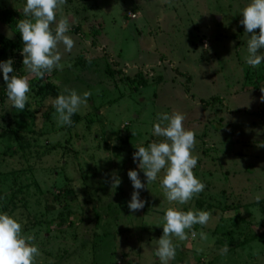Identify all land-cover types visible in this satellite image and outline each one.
<instances>
[{"label":"rangeland","instance_id":"1","mask_svg":"<svg viewBox=\"0 0 264 264\" xmlns=\"http://www.w3.org/2000/svg\"><path fill=\"white\" fill-rule=\"evenodd\" d=\"M249 3L67 0L62 15L75 47L64 52L63 70L29 76L23 111L7 97L0 104V212L35 235L42 254L36 264H160L155 250L169 207L212 213L207 226H195L196 239H174L169 264H264V148L257 147L264 143V93L245 84L248 72L264 76V62L252 68L244 59L248 34L240 20ZM25 4L0 0V13L25 18ZM0 34L23 46L1 19ZM9 58L21 65L17 75H29L21 54L0 61ZM80 58L93 65L82 66ZM5 86L0 70V90ZM65 88L91 92L70 127L58 126L53 116L52 101ZM213 98L210 106L202 102ZM164 112L183 114L184 127L196 134L193 171L206 187L185 205L166 199L159 178L147 187L133 160L136 147L163 139L152 129ZM129 170L146 186L140 198L147 203L136 212L128 207ZM113 173L124 197L112 188Z\"/></svg>","mask_w":264,"mask_h":264},{"label":"clouds","instance_id":"2","mask_svg":"<svg viewBox=\"0 0 264 264\" xmlns=\"http://www.w3.org/2000/svg\"><path fill=\"white\" fill-rule=\"evenodd\" d=\"M66 3L67 0H26L22 10L25 18L17 21L16 31L21 34L23 41V69L29 75L15 74L14 61L11 58L0 61L8 101L18 111H23L29 102V76L43 79L54 69L63 70L64 64L61 61L64 52H71L75 47V40L67 34L70 31L69 19L62 15V8ZM241 15L243 19L240 24L244 27V33L248 34V54L244 59L249 66L256 68L264 62V54L259 52L264 47V0H250L242 9ZM204 47L207 48V44ZM10 73L13 74L10 76ZM260 90L264 93V88ZM90 96L89 91L81 95L75 89H63L52 101L55 109L53 116L57 125L72 126V116L82 105H87ZM260 100L264 102V95ZM184 120L185 116L180 112H174L172 115L166 112L157 113V122L152 132L154 136L163 139L154 141L147 147L135 146L138 151L133 153L134 162H138V168L144 172L147 187L159 178L166 199L170 203L176 202L177 205L187 204L194 197H198L206 187L194 175L193 169L199 160V156L193 155L197 143L196 134L184 127ZM133 134L135 135L134 132ZM257 147L264 148V143H258ZM128 177L134 189L128 207L131 212H136L143 209L147 203L140 198V191L146 186L137 170H129ZM120 183L119 176L113 173L112 188L119 187ZM255 199L259 203L261 198L257 195ZM211 216V212L204 210L182 211L179 207L167 208L163 216V235L157 240L158 247L155 250L160 264H169V261L175 258L178 244L174 243V239L187 241L189 234L191 239H196L198 233L195 226H207ZM22 228V223L17 217L0 212V264H36L37 258L42 255L34 242L35 235L25 234ZM199 237L205 241L208 234L201 230ZM196 250L203 251L201 248ZM227 250L228 246L225 245L223 252L226 253Z\"/></svg>","mask_w":264,"mask_h":264},{"label":"trees","instance_id":"3","mask_svg":"<svg viewBox=\"0 0 264 264\" xmlns=\"http://www.w3.org/2000/svg\"><path fill=\"white\" fill-rule=\"evenodd\" d=\"M19 12H11L10 10H4L0 13V19L2 21V23H4L6 25V27L11 31L13 32L16 36H18V38L21 40V34L16 31V23L18 20L22 19L23 17L18 14ZM18 14V15H17ZM22 45H19L17 43H15V40L10 38L9 36H6V35H3V34H0V57H3V56H7V55H11L12 57V53L14 54V59H16L20 54H21V51H22ZM10 51V53H8ZM78 62L88 68V67H91L93 65V62L92 61H89V60H85V59H79ZM14 67V72L15 74H18L19 72L21 73V65H19V63L16 62V64L13 66ZM107 71L109 69H111L110 67H107ZM112 73V72H111ZM183 75V74H181ZM184 76L186 77V75L184 74ZM139 81H143V78H140ZM188 81H190V78H188ZM261 81L264 82V76L262 77H258V79H255V78H250V74L249 72L247 73V83L245 82V84H247V86L249 85L251 91L253 90H256V91H261L260 89L261 88H264V86L261 83ZM47 95H50L52 93H46ZM7 97L6 95V86L4 88V90H0V104L1 102L4 101V99ZM216 98H213L211 99L210 102H207V101H202L203 103H205L206 105H209L210 104H214L216 102ZM25 151V150H23ZM24 154V153H23ZM122 186H123V182L121 181L119 187H117V191L119 192V196L121 197H124L125 193L122 189ZM121 204L125 205L126 204V201H122L121 200ZM126 208V206H125ZM124 208V209H125ZM47 211H50L49 209H47Z\"/></svg>","mask_w":264,"mask_h":264},{"label":"water","instance_id":"4","mask_svg":"<svg viewBox=\"0 0 264 264\" xmlns=\"http://www.w3.org/2000/svg\"><path fill=\"white\" fill-rule=\"evenodd\" d=\"M218 20L220 21V18H218Z\"/></svg>","mask_w":264,"mask_h":264}]
</instances>
